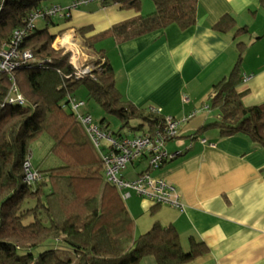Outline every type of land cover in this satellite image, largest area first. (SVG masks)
<instances>
[{"label": "trees", "instance_id": "obj_1", "mask_svg": "<svg viewBox=\"0 0 264 264\" xmlns=\"http://www.w3.org/2000/svg\"><path fill=\"white\" fill-rule=\"evenodd\" d=\"M48 1L0 0V52L15 31L26 27L29 15ZM197 1L151 0L153 12L142 15L140 0H107L137 15L94 36H84L88 29L78 31L94 58L89 61L94 70L81 79L74 76L68 54L54 46L61 33L52 34L48 27L40 29L34 23L18 49L30 51L33 61L12 72L24 106L6 102L11 78L0 75V264H140L145 257L156 264H186L207 253L203 244L192 242L185 252L171 225L156 222L135 235V221L114 186L105 181L101 155L79 119L81 114L72 109L78 102L76 91L83 87L87 97L123 126L139 119L151 128L157 116L121 95L114 70L95 43L110 37L120 45L170 25L190 29L197 21ZM234 27V20L224 17L216 29ZM243 31L237 29L235 36ZM240 82L239 59L209 95V108L218 115L217 121L201 129L214 127L221 137L243 134L264 148V103L244 106ZM98 125L105 135H113L102 122ZM43 135L52 141L47 156L61 165L42 170L31 160L38 180L27 185L23 163Z\"/></svg>", "mask_w": 264, "mask_h": 264}, {"label": "crops", "instance_id": "obj_2", "mask_svg": "<svg viewBox=\"0 0 264 264\" xmlns=\"http://www.w3.org/2000/svg\"><path fill=\"white\" fill-rule=\"evenodd\" d=\"M141 2L142 15L153 12L144 14ZM136 15L119 4L92 2L66 20H38L37 27H48L55 35L74 34L83 45L78 31L88 29L84 36H94ZM224 17L234 20L233 30L216 29ZM237 29L244 31L235 36ZM104 49L116 87L138 109H159L178 120L194 114L167 144L169 151L181 155L155 173L176 187L185 209L179 212L132 195L127 210L136 219L135 235L159 222L177 230L185 252L191 242L206 247L205 255L186 264H264V148L243 134L221 137L214 127L201 129L217 121L209 95L239 59L243 105L264 103V2L198 0L192 28L181 31L170 25L120 45L113 42L112 53ZM246 77L250 79L244 82ZM144 162L129 165L134 170L122 176L133 178L147 168ZM140 264L156 262L145 257Z\"/></svg>", "mask_w": 264, "mask_h": 264}, {"label": "built area", "instance_id": "obj_3", "mask_svg": "<svg viewBox=\"0 0 264 264\" xmlns=\"http://www.w3.org/2000/svg\"><path fill=\"white\" fill-rule=\"evenodd\" d=\"M92 2L104 4L107 0H71L64 7L54 4L38 8L27 18L26 27L13 33L9 45H3L0 52V75L8 74L12 83L10 95L6 99L8 104H17L18 106L25 104L24 98L17 92L12 79V72L20 64L33 61L30 51L21 52L18 49L24 38L34 30V23L38 20L54 18L66 20L72 11ZM58 39L60 40L58 41ZM54 46L68 54V63L74 70L73 74L77 79L90 75L94 70V67L89 64V57L85 53L86 49L77 41L74 34H64L62 37H57ZM249 79L250 77H246L243 81ZM82 106V102H76L73 103L72 109L77 111ZM205 109H208V106ZM149 111L157 116L158 121L151 128L148 126L146 131L133 138L120 135L115 138L109 134L105 135L99 125L93 122L90 115H81L79 119L101 155L105 181L114 186L123 202L135 195L157 206H167L183 212L185 206L176 187L155 173H158L166 163L181 155L180 151H169L167 144L177 137L181 124L187 122L194 114L178 120L161 114L159 109L150 108ZM201 142L204 143L205 141L202 140ZM140 161L147 163L145 170L133 178L122 176L129 165H134ZM23 169L24 182L27 185L34 184L38 180V174L32 169L30 151L23 163Z\"/></svg>", "mask_w": 264, "mask_h": 264}, {"label": "rangeland", "instance_id": "obj_4", "mask_svg": "<svg viewBox=\"0 0 264 264\" xmlns=\"http://www.w3.org/2000/svg\"><path fill=\"white\" fill-rule=\"evenodd\" d=\"M51 1L56 2L58 0H51ZM51 1L46 2L44 6H49V4L54 5L51 3ZM141 1H144L145 6H146L143 8L144 14H148L149 12L153 10V4L151 0H140V2ZM64 6H66V4L63 5L62 7ZM39 26H41V24H39ZM59 37H62V34L59 35ZM238 42H240V40H238ZM112 44H113L112 38L108 37V38H103V39L98 40L95 43V47L97 49H104L103 47H105L104 50L107 51V53H110V52L112 53V50H111ZM85 53L89 57V61L94 59L93 56L88 51L85 50ZM76 101L84 102V105L78 109L79 114L90 115L93 122L95 123L99 124L102 122L104 126L107 127V130L113 133L112 136L115 138H117V136L119 135L122 137L133 138L134 136L140 135L142 132L146 131V129L148 128L147 122H143L139 119H131L126 125L123 126V124L118 120V118L115 115L107 113L99 105H97L92 99L87 97V93L83 87H78L76 91ZM51 145H52V141L48 139L45 135H43L37 142H35L31 146L30 148L31 160H32V165H34V167L40 166L41 169L44 170L51 166L61 165V163L55 158L47 156L48 150L51 147ZM141 165L146 166L147 163L144 162ZM141 165L137 166L138 169L141 168ZM129 168H131V170H134L132 166H128L125 170L126 173L129 171ZM133 200L134 198L124 201L126 208H128V206L131 203H133L132 202ZM133 209L134 210L136 209L135 204L133 206ZM140 217L143 218V216H140ZM134 221H136V219ZM140 234H137V235H140Z\"/></svg>", "mask_w": 264, "mask_h": 264}, {"label": "bare ground", "instance_id": "obj_5", "mask_svg": "<svg viewBox=\"0 0 264 264\" xmlns=\"http://www.w3.org/2000/svg\"><path fill=\"white\" fill-rule=\"evenodd\" d=\"M59 40H60V39H58V41H59ZM58 41H57V42H58Z\"/></svg>", "mask_w": 264, "mask_h": 264}, {"label": "clouds", "instance_id": "obj_6", "mask_svg": "<svg viewBox=\"0 0 264 264\" xmlns=\"http://www.w3.org/2000/svg\"><path fill=\"white\" fill-rule=\"evenodd\" d=\"M59 37V36H58Z\"/></svg>", "mask_w": 264, "mask_h": 264}]
</instances>
